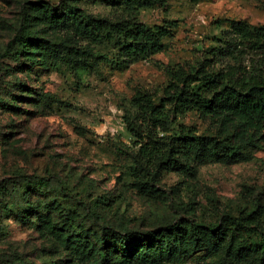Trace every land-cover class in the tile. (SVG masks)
Masks as SVG:
<instances>
[{
	"label": "rangeland",
	"instance_id": "374dc122",
	"mask_svg": "<svg viewBox=\"0 0 264 264\" xmlns=\"http://www.w3.org/2000/svg\"><path fill=\"white\" fill-rule=\"evenodd\" d=\"M39 1L126 19L117 0H0V264H99L100 251L75 239L95 243L111 232L179 220L216 225L224 215L264 205V129L239 147L249 160L181 159L190 170H171L144 193L131 174L137 149L124 121L136 112L138 92L162 96L171 71L199 62L215 72L247 63L249 56L234 62L219 51L233 21L264 26V0H170L142 10L139 20L150 27L177 23L163 51L146 60L126 58L116 42L73 45L68 33L47 27ZM24 30L39 43L68 42L90 52L86 72L78 74L64 61L41 62L37 49L22 43L3 57ZM180 124L203 135L222 134L196 113L179 117ZM49 224L63 238L49 235ZM163 264L237 263L221 251H202Z\"/></svg>",
	"mask_w": 264,
	"mask_h": 264
},
{
	"label": "trees",
	"instance_id": "16d2710c",
	"mask_svg": "<svg viewBox=\"0 0 264 264\" xmlns=\"http://www.w3.org/2000/svg\"><path fill=\"white\" fill-rule=\"evenodd\" d=\"M117 1L125 20L95 17L72 3L53 7L43 6L39 1L37 5L42 9L47 27L68 33L73 45L79 40L94 45L116 42L126 58L137 60L161 53L165 39L171 36L177 23L150 27L140 22L139 15L142 10L170 0ZM228 35L226 47L219 54L234 62L249 56L247 63H235L215 72L206 63L199 62L187 71H171V79L158 99L142 91L133 98L136 112L124 121L137 149L131 174L141 192H149L171 170H190L189 164L180 163L181 159L198 163L215 156L223 161L249 160L239 152V147L250 143L264 129V26L233 21ZM17 43L28 50L37 49L42 55L41 62L46 58L53 63L64 61L78 74L86 72L92 59V54L85 49L68 42L39 43L25 30L24 35L12 39L3 57ZM188 113L209 118L222 134L203 135L194 127L177 126L179 117ZM46 229L54 238L64 236L54 225L49 224ZM67 229L75 231L76 228L69 223ZM75 240L84 247L98 249L99 264H163L166 259L202 251H221L237 264L248 261L264 264V205L238 215H224L216 225L179 220L148 230L111 232L99 236L95 243Z\"/></svg>",
	"mask_w": 264,
	"mask_h": 264
}]
</instances>
